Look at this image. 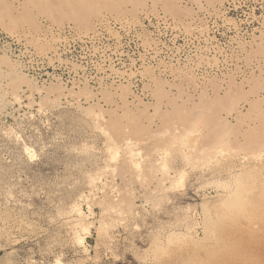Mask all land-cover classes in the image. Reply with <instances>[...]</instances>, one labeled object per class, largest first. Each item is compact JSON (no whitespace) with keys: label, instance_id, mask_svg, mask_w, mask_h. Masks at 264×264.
I'll use <instances>...</instances> for the list:
<instances>
[{"label":"rangeland","instance_id":"1","mask_svg":"<svg viewBox=\"0 0 264 264\" xmlns=\"http://www.w3.org/2000/svg\"><path fill=\"white\" fill-rule=\"evenodd\" d=\"M263 144L264 0H0V264H264Z\"/></svg>","mask_w":264,"mask_h":264},{"label":"bare ground","instance_id":"2","mask_svg":"<svg viewBox=\"0 0 264 264\" xmlns=\"http://www.w3.org/2000/svg\"><path fill=\"white\" fill-rule=\"evenodd\" d=\"M46 3H47V2H46ZM107 14H108V13H107ZM129 18H130V17H129ZM136 18H137V17H136ZM114 22H115V21H114ZM107 23H108V22H107ZM109 23H110V22H109ZM126 23H127V22H126ZM133 23H134V22H133ZM122 24H123V23H122ZM131 24H132V23H131ZM65 25H66V24H65ZM48 26H49V25H48ZM133 26H134V25H133ZM127 27H129V26H127ZM103 28H104V27H103ZM190 28H191V27H190ZM106 31H107V30H106ZM96 32H97V31H96ZM189 32H190V31H189ZM19 33H20V32H19ZM99 33H100V32H99ZM186 33H187V32H186ZM44 34H45V33H44ZM84 34H85V33H84ZM57 35H58V34H57ZM77 35H78V34H77ZM43 36H44V35H43ZM49 36H50V35H49ZM79 36H80V35H79ZM79 36H77V37H79ZM81 36H82V35H81ZM91 36H92V35H91ZM40 37H41V36H40ZM60 37H61V36H60ZM35 38H36V37H35ZM91 38H92V37H91ZM14 39H15V38H14ZM21 39H22V38H21ZM48 39H49V38H48ZM50 39H51V38H50ZM56 40H57V39H56ZM56 40H55V41H56ZM22 41H23V40H22ZM46 41H47V40H46ZM46 41H44V43H45ZM51 42H52V41H51ZM48 43H49V42H47V44H48ZM36 44H37V43H36ZM40 45H42V44H40ZM33 46H34V45H33ZM35 46H37V45H35ZM50 46H51V45H50ZM48 47H49V45H48ZM36 48H37V47H36ZM36 48H35V49H36ZM43 49H44V48H43ZM49 49H50V48H49ZM54 49H55V48H53V50H54ZM150 49H151V48H150ZM43 51H44V50H43ZM40 52H42V51H40ZM48 52H49V51H48ZM35 53H36V52H35ZM35 55H36V54H35ZM45 55H46V54H45ZM121 76H122V75H121ZM117 78H118V77H117ZM114 87H115V86H114ZM94 99H95V98H94ZM101 102H102V101H101ZM17 103H18V102H17ZM39 109H40V108H39ZM197 110H198V109H197ZM93 111H94V110H93ZM191 113H192V115H193V112H191ZM195 115H196V114H195ZM201 115H202V114H201ZM197 116H198V115H197ZM196 119H197V121H198V118H195V120H196ZM171 120H173V119H171ZM178 120H179V119H178ZM195 120H194V121H195ZM197 121H195V122H197ZM199 121H200V119H199ZM202 121H203V119H202ZM167 122H168V121H167ZM177 122H178V121H177ZM189 123H190V122H189ZM199 123H201V122H199ZM162 124H163V123H162ZM165 124H166V123H165ZM184 124H185V123H184ZM196 124H198V123H196ZM196 124H195V125H196ZM167 125H168V124H167ZM167 125H165V126H166V127L164 128L165 130H166V128L170 127V126H167ZM169 125H170V124H169ZM174 125H175V124H174ZM191 125H192V124H191ZM199 125H200V124H199ZM175 126H176V125H175ZM146 127H147V126H146ZM181 127H183V125H182ZM200 127H201V126H200ZM92 128H93V127H92ZM228 128H229V127H228ZM168 129H170V128H168ZM188 129H189V128H188ZM194 129H195V128H194ZM194 129H193V131H194ZM184 130H185V129H184ZM190 130H191L190 133H192V129H190ZM116 131H117V130H116ZM136 131H137V130H136ZM136 131H134V132L137 133ZM144 131H146V130H144ZM166 131L168 132V130H166ZM166 131H165V132H166ZM187 131H188V130H187ZM187 131L185 130V131H183V132H187ZM134 132H133V133H134ZM162 132H164V130H163ZM165 132H164V133H165ZM167 132H166L165 134H167ZM176 132H177V131H176ZM118 133H119V132H118ZM142 133H143V132H142ZM146 133H147V131H146ZM146 133H144V135H145ZM190 133L188 132L187 134L189 135ZM196 133H197V132H196ZM223 133H225V132H223ZM149 134H150V133H149ZM149 134H147V135H148V138H149L150 136H151V137L155 136V135L152 136V134L149 136ZM168 134H169V132H168ZM173 134H174V133H173ZM181 134H182V133H181ZM193 134H195V133H193ZM218 134H219V133H218ZM228 134H229V133H228ZM117 135H118V134H117ZM119 135H120V134H119ZM119 135H118V136H119ZM133 135H134V134H133ZM136 135H137V134H136ZM136 135H135V136H136ZM139 135H140V134H138V136H139ZM141 135H142V134H141ZM170 135H172V134H170ZM183 135L185 136L186 133H183ZM188 135H187V137H188ZM190 135H191V134H190ZM199 135H200V133H199ZM204 135H206V134H204ZM167 136H168V135H167ZM173 136H174V135H173ZM173 136H169L171 140H172ZM184 136H183V141H184ZM218 136H219V135H218ZM220 136H221V135H220ZM139 137H140V136H139ZM158 137H159V136H158ZM177 137H178V136H175L174 139L177 138ZM180 137H182V135H180ZM187 137H185V140H187V139H186ZM201 137H202V136H201ZM207 137H208V136H207ZM142 138H145V137H142ZM155 138H156V137H155ZM151 139H152V138H151ZM180 139H181V138H180ZM194 139H195V138H194ZM175 140H176V139H175ZM177 140L179 141L178 138H177ZM195 140H196V139H195ZM216 140H217V139H216ZM183 141H180V143H184V142H185V141H184V142H183ZM194 142H195V141H194ZM249 142H250V141H249ZM178 143H179V142H178ZM214 143H215V142H214ZM187 144H188V143H187ZM193 145H195V144H193ZM263 145H264V144H263ZM171 146H172V145H171ZM208 146H209V145H208ZM211 146H212V145H211ZM166 147H168V146H166ZM213 147H214V146H213ZM261 147H264V146H261ZM108 148L110 149V147H108ZM111 148H112V147H111ZM204 148H206V147H204ZM204 148H202V150H200L199 152L202 153ZM114 149H115V148H114ZM166 149H167V148H166ZM178 149H179V148H178ZM186 149H187V148H186ZM199 149H200V148H199ZM258 149H259V148H258ZM105 150H106V149H105ZM111 150H112V149H111ZM187 150H188V149H187ZM187 150H186V151H187ZM193 150H194V149H193ZM204 150L207 151V152H208V151H209V152H212L211 150H213V148H210L209 150H208V149H204ZM27 151H28V150H27ZM112 151H113V150H112ZM165 151H166V150H165ZM182 151H183V150H182ZM186 151H185V152H186ZM201 151H202V152H201ZM114 152H116V150H115ZM166 152H167V151H166ZM188 152H189V151H188ZM250 152H251V151H250ZM252 152H254V151H252ZM105 153H106V152H105ZM135 153H136V152H135ZM164 153H165V152H164ZM200 153H199V154H200ZM133 154H134V153H133ZM255 154L257 155L256 152H255ZM112 155H113V154H112ZM114 155H115V154H114ZM116 155H117V154H116ZM190 155H191V154H190ZM190 155H189V156H190ZM204 155H205V154H204ZM250 155H254V153H252V154H250ZM135 156H136V155H135ZM135 156H133V157H135ZM164 156H165V155H164ZM206 156H209V154L207 153ZM206 156H205V157H206ZM112 157H113V156H112ZM197 157H199V156H197ZM202 159L204 160V158H202ZM112 160H113V159H112ZM134 160H135V159H134ZM191 160H193V159H191ZM194 160H195V159H194ZM110 161H111V160H110ZM104 163H105V162H104ZM136 167H137V166H136ZM93 178H94V177H93ZM90 179H91V178H90ZM92 180H93V179H92ZM97 181H98V180H97ZM92 182H94V180H93ZM89 183H90V180H89ZM92 185H93V184H92ZM90 188H91V187H90ZM93 188H94V187H93ZM89 192H90V191H89ZM107 206H108V205H107ZM112 209H113V207H112ZM249 231H250V230H249ZM251 231H252V230H251ZM255 231H256V230H255ZM260 232H261V231H260ZM260 232H259V233H260ZM252 234H253V233H252ZM254 234H255V233H254ZM256 234H257V233H256ZM256 234H255V235H256ZM255 235H254V236H255ZM257 235H258V234H257ZM257 238H258V237H257ZM253 239H254V238H253ZM80 241H81V239H80ZM80 241L77 240V242H80ZM77 242H76V243H77ZM256 242H257V241H256ZM79 245H80V244H79ZM1 264H2V263H1Z\"/></svg>","mask_w":264,"mask_h":264}]
</instances>
